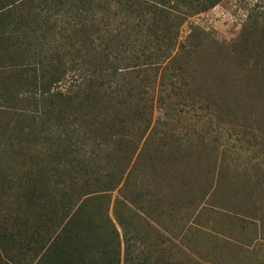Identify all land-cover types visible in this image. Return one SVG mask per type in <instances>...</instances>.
Returning <instances> with one entry per match:
<instances>
[{
    "label": "rangeland",
    "instance_id": "rangeland-1",
    "mask_svg": "<svg viewBox=\"0 0 264 264\" xmlns=\"http://www.w3.org/2000/svg\"><path fill=\"white\" fill-rule=\"evenodd\" d=\"M156 1L0 0V264H264V0Z\"/></svg>",
    "mask_w": 264,
    "mask_h": 264
},
{
    "label": "trees",
    "instance_id": "trees-1",
    "mask_svg": "<svg viewBox=\"0 0 264 264\" xmlns=\"http://www.w3.org/2000/svg\"><path fill=\"white\" fill-rule=\"evenodd\" d=\"M160 2H161L160 0L156 1V4L159 5V4H161ZM153 9L156 10V8H153Z\"/></svg>",
    "mask_w": 264,
    "mask_h": 264
}]
</instances>
